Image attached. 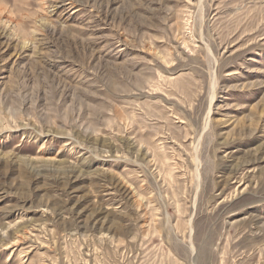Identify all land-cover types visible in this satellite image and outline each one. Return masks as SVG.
Here are the masks:
<instances>
[{
  "label": "rangeland",
  "instance_id": "374dc122",
  "mask_svg": "<svg viewBox=\"0 0 264 264\" xmlns=\"http://www.w3.org/2000/svg\"><path fill=\"white\" fill-rule=\"evenodd\" d=\"M0 264H264V0H0Z\"/></svg>",
  "mask_w": 264,
  "mask_h": 264
},
{
  "label": "bare ground",
  "instance_id": "6f19581e",
  "mask_svg": "<svg viewBox=\"0 0 264 264\" xmlns=\"http://www.w3.org/2000/svg\"><path fill=\"white\" fill-rule=\"evenodd\" d=\"M198 158V157H197ZM200 165H201V163H200V160H197V172H196V175H197V178H198V180L200 181V178H201V170H200ZM198 185V187H199V183H197Z\"/></svg>",
  "mask_w": 264,
  "mask_h": 264
}]
</instances>
